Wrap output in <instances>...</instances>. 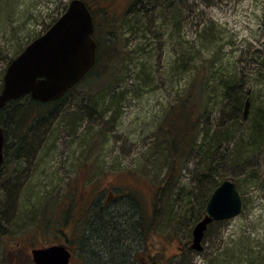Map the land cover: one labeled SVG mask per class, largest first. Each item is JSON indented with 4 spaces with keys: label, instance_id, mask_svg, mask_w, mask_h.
Here are the masks:
<instances>
[{
    "label": "rangeland",
    "instance_id": "374dc122",
    "mask_svg": "<svg viewBox=\"0 0 264 264\" xmlns=\"http://www.w3.org/2000/svg\"><path fill=\"white\" fill-rule=\"evenodd\" d=\"M69 1L0 0V88L8 61L43 33ZM103 1L88 0L96 14L105 6ZM129 1L108 0L115 22ZM160 2L155 0L159 7ZM176 8L178 19L165 26L155 8L144 14L140 24L147 31L124 35L120 46L127 43L126 50L117 53L119 59L107 76L80 81L40 117L37 111L31 113L29 133H36L34 140L41 148L36 144L35 158L30 155L29 174L9 182L4 190L0 182V264L16 239L36 246L39 240L65 233L77 241L79 231L68 227L66 215H73L83 198L88 216L99 205L123 206L119 196L127 190L150 207L168 167L166 144L156 142L155 131L188 87L205 102L208 137L222 139L223 161L215 163V172H229L235 181L241 212L209 223L201 251L191 248L200 200L196 201L198 188L193 182L198 160L190 159L171 193L180 203L172 210L183 217L178 232L173 233L164 219L142 240L132 224L127 236L125 230L118 236L121 256L113 260L99 241L87 239V249L100 256L95 251V258L87 257L83 264H264V0H181ZM217 72L234 76L236 86L223 82V76L215 78ZM234 90L245 92L235 110ZM246 100L249 109L244 117ZM5 114L0 111L1 117ZM110 217L118 223V214ZM90 226L85 236H92ZM71 247L72 264H80L78 245Z\"/></svg>",
    "mask_w": 264,
    "mask_h": 264
},
{
    "label": "trees",
    "instance_id": "16d2710c",
    "mask_svg": "<svg viewBox=\"0 0 264 264\" xmlns=\"http://www.w3.org/2000/svg\"><path fill=\"white\" fill-rule=\"evenodd\" d=\"M84 1L93 15V37L97 44V50L95 64L80 80L81 82L91 81L100 77L102 78L109 74L113 68L114 62L119 59L117 58V53L126 50L123 47H126L127 43H124L122 48L120 46L121 39L124 38V35H136L147 31L145 30L147 28L140 23L142 19L145 18L144 14H147L149 10L152 11L155 8L157 11V13H155L156 16L165 18L162 20V26L168 23H174L173 21L177 20L179 16L176 15L177 1L181 0H163V3L160 2L161 7L157 5L158 2L155 3V0H130L123 14L120 17H116V22L110 13V8H107L108 0H104L105 6L100 8L99 14H96L98 13L97 10H93L90 7L88 0ZM119 21L120 24L117 27V22ZM143 65L144 64H142V66ZM176 69L177 67H174V71H176ZM218 77L220 79L222 77L223 82L229 83L234 87L236 86L234 76L227 77V75L217 72L215 78ZM72 89H70L68 93ZM243 95H245V92L240 93V91L234 90V96L232 97L233 105H231V108L239 106V99H242ZM200 98L201 96L197 92L191 91L189 87L185 91L183 90L182 96L179 99L176 97L177 100H175V103L165 112L163 123H161L155 131L156 142L166 144L165 151L168 167L162 185H158V187L155 188L150 207L147 205L149 210L151 209L150 214L147 215L145 210L147 206L144 207V204L140 202L139 196L134 191L127 190V193L122 192L119 196L130 206L129 212L126 211L125 213V219L128 224L131 222L135 229H139L142 238H144L148 232L151 234L157 229V226H160L164 219L167 221L166 224L169 225L173 233L178 232L177 229L182 223L183 217L182 215H178V211L175 212L172 210L173 206L175 208V205L179 206L180 203L177 199H173L171 193L176 190L178 186L176 181L184 168L188 165L190 159L198 160V170L193 176V182L198 188V193L195 197L196 201L200 200L198 203L200 212H197L195 222L204 215L206 202L212 190L219 184V181L230 178L229 172H215L217 168L215 163L217 161L219 163L221 160L223 161V152H221L223 148L220 145L222 139H215L214 137L212 138V136H209L210 138L208 137L206 132L209 130L205 127L206 120L204 118L205 102L202 103ZM20 101L24 106L20 105ZM48 108H51L48 103L39 102L30 97L23 100H11L3 108H0V111L6 112L4 116H0V125L6 128L13 140V135L17 128L20 129L31 125V113L33 111L41 113L47 109L46 112H50ZM40 116H42V113L37 115V117ZM27 118H29V122ZM32 125H35V122ZM217 133V130L214 129V134ZM227 158L224 159V163H226ZM213 172H215V174ZM203 183H205V186L202 185ZM202 186L204 187L201 189ZM158 205L161 207L157 208L156 206ZM168 205H171V209L166 210L165 207H168ZM149 210L147 208L148 212ZM164 211L169 212L165 213ZM173 213L175 214L168 220V214ZM94 219L95 221L93 220L90 226V231L92 232L90 240L95 239L99 241L100 244L98 246L101 247L102 251L105 250L109 253L110 260L120 257L121 247L119 246L122 243H119L118 236L120 237L124 232L130 231V229L127 230L128 226H126L127 229H123L125 230L123 232L122 228H120L121 225L115 222L113 218L108 219L106 215L101 214L100 217L96 216ZM126 220L124 221L126 222ZM155 220H157V225L153 227V221ZM89 248L94 250L91 247ZM96 253L100 256V254H98L99 252L96 251Z\"/></svg>",
    "mask_w": 264,
    "mask_h": 264
},
{
    "label": "water",
    "instance_id": "95a60500",
    "mask_svg": "<svg viewBox=\"0 0 264 264\" xmlns=\"http://www.w3.org/2000/svg\"><path fill=\"white\" fill-rule=\"evenodd\" d=\"M264 18V10H263ZM93 15L84 0H70L64 11L38 37L12 58L2 77L0 108L29 94L40 102L61 98L77 84L96 61ZM249 101H245L244 116ZM0 125V164L3 159ZM241 194L232 178L223 179L211 192L205 213L192 227L191 248L201 251L205 231L212 221L226 220L242 210ZM38 264H67L69 253L60 245L34 249Z\"/></svg>",
    "mask_w": 264,
    "mask_h": 264
},
{
    "label": "flooded vegetation",
    "instance_id": "af4514ba",
    "mask_svg": "<svg viewBox=\"0 0 264 264\" xmlns=\"http://www.w3.org/2000/svg\"><path fill=\"white\" fill-rule=\"evenodd\" d=\"M76 85L77 84H75L70 89L76 87ZM68 91L65 94H63L61 98L57 100H53V101H47L45 103H48L50 106L57 105L59 100H61L63 97L67 95H70ZM29 97H30L29 94L23 95L22 97L19 98V100H23ZM30 126L29 127L26 126L25 128H20V129L17 128V130L15 131V134L13 135V140L9 139V136L10 138H12L11 135L9 134L8 136V132L6 128L2 126L4 141H3V147H2L3 159L0 164V182L2 180L4 182L3 190L5 186L6 187L8 186L9 182L17 180V179H22L25 174L30 173V168H28L26 164L31 165L33 163V159L35 158V155L37 154L36 151L38 150V147H36V144L39 145L40 143V141L36 142L37 136L34 135L36 133H29L31 131ZM24 132L26 134L23 137L20 134H23ZM23 138L26 140H23ZM34 138L36 140H34ZM42 144L43 142H41V145ZM32 154H34L33 157H31L33 159H30V155ZM26 171L27 173H25ZM109 191L111 193L113 192L112 189H109ZM82 200L83 201L79 200V203L76 205L75 213L73 215H71V213L70 214L67 213L66 215L68 216V220L66 221L67 223H69L68 227H72L73 225L72 228H75L76 230L79 231V238L77 239V241L70 239L68 236L65 235V233H63V236L61 238L54 239L50 237V238H46L43 240H39V242L35 243L36 246H31L33 243H30L26 241L25 239L23 240L16 239L14 241V246L12 247V250L8 255V258L4 262H1V264H16L17 260H24L25 262H27V264H38L33 259L32 251L34 249H46L53 245H60L64 247L69 253L67 264H72V261L74 259V253H73L74 249L71 247V244H75V243L78 245V249L79 251H81V255H82L78 257L79 262L80 264H83L85 263L84 261L88 260L86 259L87 257L95 258L94 257L95 251L87 249L85 245L87 239H90L89 236H85V235H86V230L88 229V226L92 223L93 220L95 221L94 218H96V216L100 217L102 214V215H106L107 218H111L110 216L114 214L115 215L118 214L117 219H118V224L121 225L120 228H122V230L127 229L126 226H128L127 230L131 228L132 223L130 222V224H128L127 220L125 219V215H126L125 213L126 211L129 212L130 206H128L125 202L123 203V206L113 205L110 208L104 207L103 205L96 206L95 207L96 210L94 209L95 211L93 215L88 216V214H86V205L84 203L85 199L83 198ZM75 218H78V220H76ZM89 218L92 219L90 223L88 222ZM124 220H126V222ZM82 226H84L83 237L80 236L82 232ZM126 233H127L126 234L127 236L128 231H126ZM144 239L145 238H142V240Z\"/></svg>",
    "mask_w": 264,
    "mask_h": 264
},
{
    "label": "bare ground",
    "instance_id": "6f19581e",
    "mask_svg": "<svg viewBox=\"0 0 264 264\" xmlns=\"http://www.w3.org/2000/svg\"><path fill=\"white\" fill-rule=\"evenodd\" d=\"M241 101V99H239V102ZM239 105V104H238ZM239 106H236V107H232V109L233 110H235V109H237ZM244 107H245V103H244ZM243 109H245V108H243ZM249 109V106H248V108H247V110ZM243 112H244V110H243ZM247 113H248V111H247ZM243 115H244V113H243ZM247 115V114H246ZM244 117H246V116H244ZM204 238V237H203ZM191 240H192V233H191Z\"/></svg>",
    "mask_w": 264,
    "mask_h": 264
}]
</instances>
